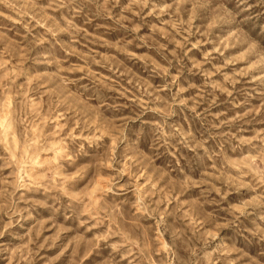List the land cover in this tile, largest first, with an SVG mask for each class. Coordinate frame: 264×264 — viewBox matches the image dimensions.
Returning <instances> with one entry per match:
<instances>
[{
	"label": "rangeland",
	"instance_id": "374dc122",
	"mask_svg": "<svg viewBox=\"0 0 264 264\" xmlns=\"http://www.w3.org/2000/svg\"><path fill=\"white\" fill-rule=\"evenodd\" d=\"M0 264H264V0H0Z\"/></svg>",
	"mask_w": 264,
	"mask_h": 264
}]
</instances>
